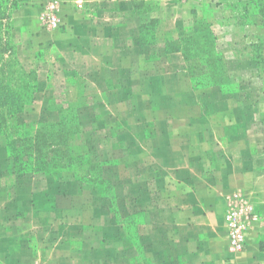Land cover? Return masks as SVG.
I'll list each match as a JSON object with an SVG mask.
<instances>
[{"label":"crops","instance_id":"obj_1","mask_svg":"<svg viewBox=\"0 0 264 264\" xmlns=\"http://www.w3.org/2000/svg\"><path fill=\"white\" fill-rule=\"evenodd\" d=\"M47 1L10 13L15 57L37 83L20 120L35 128L74 110L72 151L101 167L17 172L0 135V264H264V66L228 38L245 18L237 36L264 48L250 0L239 11L230 0H55L52 30L40 22ZM220 2L234 10L227 26ZM196 20L216 37L227 89L193 83L182 47ZM236 193L258 221L230 254Z\"/></svg>","mask_w":264,"mask_h":264},{"label":"trees","instance_id":"obj_2","mask_svg":"<svg viewBox=\"0 0 264 264\" xmlns=\"http://www.w3.org/2000/svg\"><path fill=\"white\" fill-rule=\"evenodd\" d=\"M28 1L0 0L1 8L7 4L9 6L8 12H0V135L6 139L8 153L17 172L49 175L62 170L79 172L89 166L88 170L97 174L101 163L91 158L92 152L78 156L72 151L74 138L80 133L78 116L74 110H60L57 119L39 123L35 128L20 120V115L32 103L37 83L35 74L26 72L19 65L8 35L10 13L20 7L18 3L26 4ZM260 1L250 0V3L253 11L262 16L264 24V7L259 4ZM151 5V2H140L142 10L152 9ZM4 21L6 25H3ZM1 28L5 38L1 35ZM248 47L241 50L251 51L258 65L264 66L262 45L250 46V49ZM182 49L186 61L197 59L203 65L200 83L194 81L191 75L196 87H226L228 83L225 81L229 80V76L225 58L217 51L216 37L207 21L196 20L193 33L184 41Z\"/></svg>","mask_w":264,"mask_h":264},{"label":"built area","instance_id":"obj_3","mask_svg":"<svg viewBox=\"0 0 264 264\" xmlns=\"http://www.w3.org/2000/svg\"><path fill=\"white\" fill-rule=\"evenodd\" d=\"M58 10L59 5L55 0H49L44 4L40 16L43 28L52 30L59 27ZM257 221L258 216L248 198L241 193L233 194L228 202L227 212L224 216L228 235V252L230 254H238L244 250L247 229Z\"/></svg>","mask_w":264,"mask_h":264},{"label":"rangeland","instance_id":"obj_4","mask_svg":"<svg viewBox=\"0 0 264 264\" xmlns=\"http://www.w3.org/2000/svg\"><path fill=\"white\" fill-rule=\"evenodd\" d=\"M214 2H217V1H219V0H213ZM231 1V6L233 7L234 5H236V10H240V8H243L244 7V5H240V0H230ZM218 4V3H217ZM259 4L260 5H262L263 7H264V0H261L260 2H259ZM18 6H23L24 5V3H18L17 4ZM2 7V6H1ZM0 7V12H2V11H4L5 10V12H8V10H9V6H8V4L4 7V8H1ZM224 9H226V10H231V11H234L232 8H228V5L226 6V5H224L223 3H221L220 2V5L218 4L217 6H216V8L214 9V11L215 12H217L219 15H220V17H222V19H224V21L222 22V24H226V21H228L227 19H226V17H228L229 15L227 14H225L223 11H224ZM244 21H245V18L243 19V18H238V19H236L235 21H234V23H233V25H234V28H230L229 29V34H228V38H229V40H230V42L233 44V45H236L238 48H240V49H244L245 48V45H244V43L239 39V37L237 36V34H236V32H237V29H238V27H240V26H242L243 24H244ZM230 24V23H229ZM3 25H6V22L4 21L3 22ZM225 26H227V25H225ZM1 35H2V33H3V28H1ZM3 37H4V35H2ZM5 38V37H4ZM262 54H264V48H262ZM190 72H191V75L193 76V79H194V81H196L197 80V82H199L200 83V71H201V67L203 66L202 65V63H200V60H197V59H192V60H190ZM228 74V73H227ZM228 76H229V80L228 81H225V83H228V84H226L225 86V89H227V88H229L230 87V84L232 83V81H233V79H232V77L228 74ZM202 78L203 77H201V80H202ZM242 90V88H241V86H239V89H238V91H241ZM91 158L93 159V160H98V156L96 155V153L95 152H92L91 153ZM261 219V224H262V227H263V229H264V215H263V217H260ZM258 245H259V247H260V249L264 252V232L263 233H261L259 236H258Z\"/></svg>","mask_w":264,"mask_h":264}]
</instances>
